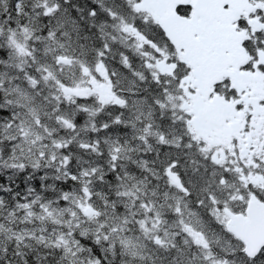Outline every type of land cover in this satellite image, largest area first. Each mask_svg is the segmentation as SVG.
Wrapping results in <instances>:
<instances>
[{"label": "snow or ice", "instance_id": "1", "mask_svg": "<svg viewBox=\"0 0 264 264\" xmlns=\"http://www.w3.org/2000/svg\"><path fill=\"white\" fill-rule=\"evenodd\" d=\"M0 264H264V0H0Z\"/></svg>", "mask_w": 264, "mask_h": 264}]
</instances>
